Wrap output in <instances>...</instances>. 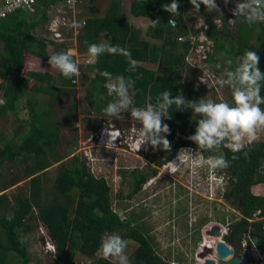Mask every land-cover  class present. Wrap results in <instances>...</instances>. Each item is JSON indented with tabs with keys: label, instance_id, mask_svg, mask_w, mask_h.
<instances>
[{
	"label": "trees",
	"instance_id": "trees-1",
	"mask_svg": "<svg viewBox=\"0 0 264 264\" xmlns=\"http://www.w3.org/2000/svg\"><path fill=\"white\" fill-rule=\"evenodd\" d=\"M48 1L52 0H38L39 14L37 13L36 16L18 11L0 24V38L10 51L4 56L0 55V91H2L4 99V104L0 105V114L2 115L8 110L15 111L17 105L26 99L25 79L9 77L12 70L23 68L25 52L46 60L49 58L46 52L49 44H54L55 54L66 52L67 48L64 43L40 38L35 34L38 25L48 20L44 8L49 3ZM168 3H171V0H133L130 8L133 15L147 16L151 19L147 34L152 38L162 40L163 45L161 47L151 44L146 39L140 40L138 37L140 31L132 27L127 21L122 20L119 15V0H113L103 17L87 18L86 27L80 34V46L84 52L88 53V46L93 43L101 44L99 41L100 34L109 32L111 36L109 45L128 50L131 53V58L138 62L134 71H128V59L123 55L104 52L97 56L93 65L96 68V76L88 89L92 98L90 100L92 106L102 109L96 96L107 92L105 88L106 79L100 75L104 71L111 73L114 78L122 76L125 80L133 82L132 102L136 107H143L148 102L156 104V97L166 90H171L172 97L176 96L178 92H182L186 100H194L193 94L187 88H182L180 69L185 64L186 54L181 52L183 56L176 55L175 49L179 45L173 39L175 33L189 35L187 21L182 12L191 4L188 0H179V13L170 14L162 9V5ZM42 7L45 10L40 11ZM175 15L179 26L177 32L173 33L168 18ZM152 20H158L159 23L153 27ZM242 21L243 18L238 17V29L235 36L232 35L227 25L220 30L212 27L208 33L211 39L215 41L216 53L210 57L206 66L214 72L223 75L226 69L234 68L238 65L236 60H240L246 50L257 51L260 56L259 67L264 72V26L261 23L248 24ZM217 54L219 57L216 56ZM229 60L232 61L231 65L227 63ZM142 62H150L153 65L159 64L160 68L156 71L143 65ZM217 65L220 67L217 68ZM31 77L36 81L49 80L50 74L32 72ZM61 77L63 82H69V78H65L62 74ZM200 91L205 93L209 92V89H200ZM44 92H48V87L44 89ZM261 95H264V85H262ZM150 98L152 99L150 100ZM27 101L32 107L33 100L27 98ZM228 102H231V98ZM105 104H108V101ZM261 107L264 108V105ZM189 109L181 112L173 106L169 109L171 119L164 120L163 117L161 118L162 123L168 124L170 128L167 139L170 144L174 143L173 154L168 160L177 154L181 148H197L195 143L187 139L189 135L195 134L197 127L196 120L189 114ZM31 112L30 120H24L15 128L18 135L23 130H27L23 144L21 146L7 144L0 149V174L5 162H15L22 157L21 155L35 154L38 171L39 167H41L40 170L44 171L54 161L58 162L64 159L63 155L56 154L60 137L55 130L57 126L48 124L51 112L33 107ZM45 116L48 117L45 119ZM1 140L3 139L0 138ZM201 151L205 159L216 154L217 156H224L229 161V166L225 170L231 177V188L223 197L233 205L239 203V209L242 212V216L231 224L233 233L228 237V242L234 243L244 228L252 226L249 219L254 216L256 210L264 209V196L253 191L255 186L264 181V170L261 169L264 149L257 147L248 149L247 152L241 149V151L233 153L231 150L219 146L212 150ZM233 156L236 158L233 159ZM208 170L215 174L219 169L208 168ZM37 178L39 176L34 179ZM144 178V176L135 177L128 192L129 198L142 188ZM55 190L57 193L63 194L67 198V202L71 201V193L78 190L80 195L75 207L71 208L69 204L59 201L51 204L42 203L41 196L39 199L37 194L35 198L33 193L32 201L19 204L11 218L0 216L1 234L5 239H8L11 245L8 246L0 240V264H17L7 260L6 251L9 248L16 251L24 264L27 263V250L22 241V235L29 230V227L24 224V219L33 207L38 209L39 219L49 230L59 259L64 255L66 245L69 242L84 256L93 257L100 245L101 237L105 233L119 232L123 239L133 237L138 243L137 249L132 254V264H164L154 252V241L149 237L145 239L142 235L143 233L147 234L148 230L145 231L141 225H138L139 230L131 228L129 222L123 219L118 210L113 207V190L108 179L87 176L80 167L66 166L56 178ZM47 195L50 196V193L47 192ZM4 199L5 197L0 198V205ZM70 212L73 215H70ZM139 216L136 215L135 217ZM222 223L226 224V222ZM258 225L257 232L261 234L260 240L262 241L260 247L264 250V226L263 224ZM97 263L112 264L108 259L100 258Z\"/></svg>",
	"mask_w": 264,
	"mask_h": 264
},
{
	"label": "rangeland",
	"instance_id": "rangeland-1",
	"mask_svg": "<svg viewBox=\"0 0 264 264\" xmlns=\"http://www.w3.org/2000/svg\"><path fill=\"white\" fill-rule=\"evenodd\" d=\"M119 1L121 16L129 20L131 1ZM83 2L79 4V8L82 11L79 12V18L81 19L88 18L91 15L103 16L105 10L111 5L112 0H98L95 5ZM192 10L194 9L191 8L190 12ZM193 13L198 15L199 19H203L209 14L205 11L203 5H201L199 13ZM261 24L264 26V23ZM237 29L238 22L231 28L233 36H235ZM41 30L42 27L38 26L35 33H40ZM99 37L103 44L107 45L110 42L111 36L109 33H102ZM46 38L51 40L49 37ZM76 49L78 57L82 55L80 53H86L80 46V35ZM179 50V46L176 47V55L181 54ZM9 52L0 38V55L4 56ZM46 52L49 57L55 54L54 44H49ZM71 53V58L76 63L78 61L76 59L77 56L73 55L74 51H71ZM29 55L32 54L28 53L25 56ZM32 56L37 64L39 62L42 64L39 68H47L51 73H60L50 67L48 60L44 58L40 60L37 58L38 56ZM88 56V69L84 65H80L79 75L72 77L69 83L61 80V74L55 76L53 73H50L49 80L36 81L31 77L32 72H34L31 69H38L33 68L30 64L23 65L21 70L14 69L10 72L9 77L25 79L27 92L26 99L17 105L15 111L8 110L4 115L0 114V138L3 139L0 141V149L7 144L18 146L23 144L27 130H23L18 135L15 132V128L24 120H30L33 107L51 112L48 124L57 126L55 130H57V134L60 137V144L57 147L56 154L63 155L64 159L58 162L54 161L44 171L40 170L41 167H39L41 172L37 170V159L35 154L33 155L32 153L29 156L21 155L22 157L15 162L4 163L0 178V198L5 197V199L0 205V216L11 218L19 204L32 201L33 193L35 198L37 194L39 199L41 196L42 203L48 202L51 204L59 201L74 208L80 192L74 190L71 193V201L67 202V198L63 194L57 193L55 188L59 172L66 166H77L87 176H105L109 180L113 190V207L118 210L120 216L124 219L130 215V209L125 208V204L129 203L126 200V196L130 191L129 185H131L136 176H144L146 183L137 192L136 201L133 202V204H141L135 206L133 211L139 215L142 214V217L145 218L144 224L149 229V238L155 243V254L165 264H199L197 257L201 253V247L205 240L212 243L216 241L211 237H207L211 227L218 225L226 228V225L230 226L232 222L241 217L238 210L240 204L233 205L230 202L228 204L223 197L231 177L225 168H221L218 170L219 173H213V176L208 178L207 173L210 172L206 171L205 168H201L202 165L196 167L195 176H193V169L190 170L189 167H185L175 174H169L164 165L166 160L173 154L174 143H171V151L159 150V148L153 151L151 145L149 152L138 154L131 149V151L122 150V147L116 150L106 148L96 138L93 139L97 129L106 126V122L112 118L106 116L102 110L107 105L105 102L114 100V97L109 96L107 92L102 95L98 94L96 96L98 98L97 102L102 106V109L92 106L90 102L92 98L88 89L91 78L94 77L95 69L92 63L96 57H92L89 54ZM216 56L219 57L218 54ZM236 62L239 63L240 60H236ZM159 68L160 65L153 66L156 71ZM40 72L43 73L42 71ZM180 73L182 88H187L193 94L194 100L205 97L217 102H228L231 98L232 90L230 87L219 91V93L201 92L200 87H197L191 80V75L185 64L181 66ZM220 75L223 78V75ZM73 79L77 81L73 82ZM46 87H48L47 93L44 92ZM27 98L33 100L32 107L29 106ZM189 114L196 121L200 118L194 115L191 108L189 109ZM47 117L45 116V119ZM114 122L122 129H125L127 134H129L128 131H131L134 125H136V128L140 127L138 122L131 118L130 110L123 112L119 119H114ZM257 137L261 140L257 147L264 149V129L258 130ZM248 144L245 143L242 149L247 151ZM213 156L220 157L222 155L217 156L214 154ZM262 157L263 164L261 169L264 170V151ZM31 170H34V172H31ZM38 172L39 174H37ZM33 174L39 176V178L33 180L35 177L31 176ZM253 191L264 196V181L262 184L255 186ZM47 192L50 193V196L47 195ZM159 192L160 195L155 197ZM144 198L146 204L142 202ZM71 214L73 215L70 212ZM251 219L254 220H252L254 223L260 221L264 225V209L259 208L256 210ZM222 222H226V224ZM24 224L29 227L28 232L22 235V241L27 250L26 264H98L97 260L100 257L97 252H95L93 257H86L70 242L66 245L64 255L59 259L56 255V249L54 252L52 251L54 246L53 239L49 230L41 223L36 207H33L30 213L25 216ZM0 240L4 244L11 246L8 239L2 236L1 230ZM124 240L127 243L126 255L128 256L129 264H132V254L137 248V244L129 239L124 238ZM48 242L50 243L49 246H47ZM252 246H250L251 251L255 248L260 249L258 246ZM230 247L233 250L235 249L233 244ZM46 248H50V250L47 251ZM245 257L249 264H259V262L264 264V257L262 256H254L253 253H248ZM6 258L10 262L24 264L13 248H9L6 251ZM108 260L111 263L118 264L116 258H109Z\"/></svg>",
	"mask_w": 264,
	"mask_h": 264
},
{
	"label": "clouds",
	"instance_id": "clouds-1",
	"mask_svg": "<svg viewBox=\"0 0 264 264\" xmlns=\"http://www.w3.org/2000/svg\"><path fill=\"white\" fill-rule=\"evenodd\" d=\"M188 2L192 5V9H194L197 13H199L201 5H203L207 13H216L221 18L224 16L223 11L215 0H188ZM230 2H232V0H223L225 6H227ZM179 7V0H171V3L162 5V9L170 14L179 13ZM229 11L235 18L242 17V22H247L248 24L264 23V0H236L235 7L229 9ZM216 17L214 20H216ZM231 20L234 19H230L229 21ZM168 22L173 25L175 24V21L172 19ZM219 22L222 23V20ZM157 23H159L158 20H152L153 27H155ZM59 25V20H53L49 26V31L55 33ZM73 26L76 27L77 25ZM172 32L175 33L177 31L172 29ZM177 35L179 34L175 33L173 39H175ZM177 43L180 44L179 42ZM180 46L181 52H183V47L181 44ZM104 52L125 56L129 63L128 71H134L137 67L138 62L131 58V53L119 46L93 43L88 46V53H86L92 57H97ZM26 54L28 53H24V66L27 64L32 65L33 68L35 67L38 69H31V71L34 72L38 71L36 73H40V71L48 74L51 73L47 68H39L42 64L40 62L37 64L32 55L25 56ZM71 57L72 53L70 51L67 52L66 49V52H59L51 55L47 61L51 68L60 72H52L55 76L62 74L65 78H69V82L72 77L79 75V66ZM37 58L41 60V57ZM94 63L95 60L92 64L94 65ZM227 63L231 65L232 61L229 60ZM259 63L260 56L257 54V51L246 50L243 53L238 65L234 68L226 69L223 73V78H217L216 83L219 86L223 87L227 85L231 88L230 103L217 102L205 97H201L197 100H186L182 92H178L176 96L172 97L171 90H166L156 97V104L148 102L143 107H136L132 102V96L134 95L132 92L133 82L125 80L122 76L114 78L112 74L107 71L101 72L100 75L106 79L105 88L107 89V94L114 97V100L108 102L102 111L106 116L112 118L106 122V126H102L103 128L100 127L97 129V132L95 133L96 135L93 139L96 138V140L106 148L116 150L117 148L122 147V150H132L138 154L141 152H149L151 150V145L153 151H156L157 148H159V150L171 151V144L167 139V135L170 134V128L168 124L162 123L161 118L163 117L164 120L171 119L169 109L173 106L181 112L191 108L194 115L199 116L200 118L196 121L197 127L195 134L189 135L187 139L195 143L197 148L179 149L177 154H175L170 160H166L164 167L169 174H175L185 167H189L190 170L193 169V176H195L196 167L202 165L201 168H205L206 171L210 172L207 173V177L211 178L213 173L211 170H208V168H227L229 166V161H227L223 156H209L205 159L201 150H212L219 146H223L224 148L231 150L233 153H236L241 151L245 143H249L247 147L249 146L248 149L251 150L256 148L261 141L259 137H257V132L258 130L264 129V108L261 107V105H264V95H261L262 85H264V72L260 70ZM88 67L89 64L86 68L88 69ZM216 67L219 68L220 65H217ZM95 76L96 69L94 77L91 78V82ZM60 78L62 80V77ZM201 82L205 84V81L202 79ZM1 99L4 101L2 91H0V100ZM151 99L152 98H150V100ZM129 110L131 118L138 122L140 127L136 128V125H134L133 128H131V131H128L129 134H127L125 129H122L114 122V119H119L123 112H127ZM235 158L236 157L233 156V159ZM31 176L35 175L33 174ZM36 177L37 176L34 178ZM96 177L106 178L105 176L98 175H96ZM149 185L151 184L149 183ZM159 195L160 192L157 193L155 197H158ZM41 223L45 226L42 221ZM216 226L218 225L211 227V230ZM218 227L221 228V233L223 235L221 243H225L227 247L233 251V255L235 250L239 249V256L244 260V264H249L245 256L248 255V253H251V250L245 253L243 251L241 241L238 242L239 244L229 243L226 240L230 236L227 225L225 226L226 228H222L221 226ZM231 244L234 245V250L230 247ZM49 245L50 243L48 242L47 246ZM217 245L218 243L214 244V251L216 252ZM251 245L252 244H250V246ZM126 248L127 243L120 235L116 233H105L101 237L97 254L100 258L105 260L109 258H116L118 264H129V259L126 255ZM202 248L203 247H201L202 252L199 253L197 257V262L199 264H205L206 261L209 260L208 258H205L204 260L200 259V255L206 254V251L209 250ZM46 249L47 251L50 250V248ZM55 249L56 247L54 243L52 251L54 252ZM229 258L227 261H231L233 256H230ZM214 262L216 264H220L216 261Z\"/></svg>",
	"mask_w": 264,
	"mask_h": 264
},
{
	"label": "built area",
	"instance_id": "built-area-1",
	"mask_svg": "<svg viewBox=\"0 0 264 264\" xmlns=\"http://www.w3.org/2000/svg\"><path fill=\"white\" fill-rule=\"evenodd\" d=\"M85 2V4H93L95 0H52L48 1L49 3L45 5L46 13L48 20L46 23L41 24L42 30L40 33H35L40 38L49 37L51 40L64 43L67 45V51H74L76 59L78 60L76 64L80 67V65H84L87 67L89 64V56L87 53H80L78 57L77 44L78 37L84 31L87 19L79 18V12H82L79 8V4ZM219 5L221 10L224 13L223 18H221L216 13H209L205 18L199 19L198 15L193 12H190L189 8L185 9L182 13L187 21V27L189 30V35H177L175 39L179 42L183 47V52L185 55V67L189 71L191 75V80L197 87L200 89H209L210 92L219 93V91H223L228 89L229 86L225 85L223 87L219 86L216 83L217 78H222V76L210 68L206 66V63L210 59L211 56L215 54L216 44L213 39L209 36V32L212 27H216L218 30L224 28L227 25L230 30L232 27L236 25L238 22V17H234L229 9L235 7L236 0H232L227 6L224 5L223 0H215ZM83 2V3H84ZM39 3L38 0H0V24L3 20L8 18L9 16L15 14L18 11L29 14L30 16H36L39 12ZM217 15V17H216ZM216 17V20H214ZM172 19L175 21V24L169 23L172 29L177 30L179 26L178 19L175 16H171L168 18V21ZM230 19H234L229 21ZM53 20H59L60 25L55 33L49 31V26ZM222 20V23L219 21ZM73 25H77L74 27ZM194 25H196L194 27ZM71 30V32H69ZM47 39V38H46ZM184 46H189L190 49L185 51ZM82 72V71H81ZM201 79L205 81V84L201 82ZM76 79H73V82H76ZM226 88V89H225ZM4 101L0 100V105H3ZM248 241H242L243 251L246 253L249 251ZM251 244H254L253 242ZM254 256H262L264 257V252L259 248L253 249L251 251ZM261 262H259L260 264Z\"/></svg>",
	"mask_w": 264,
	"mask_h": 264
},
{
	"label": "flooded vegetation",
	"instance_id": "flooded-vegetation-1",
	"mask_svg": "<svg viewBox=\"0 0 264 264\" xmlns=\"http://www.w3.org/2000/svg\"><path fill=\"white\" fill-rule=\"evenodd\" d=\"M179 45V48H180V50H181V46H180V44H178ZM179 50V51H180ZM180 56H183L182 54H180ZM144 183H146V181H145V179H144V181L142 182V187H143V185H144ZM129 186H131V185H129ZM231 185H230V183L228 184V187H227V191L226 192H228V190H230V187ZM141 189V188H140ZM140 189H139V191H140ZM138 191V192H139ZM225 192V193H226ZM136 194L137 193H135L131 198H129L128 197V195L126 196V200H128L129 201V203L128 204H125V207H126V209H130V215L128 216V217H126V218H124V219H126V221H128L129 222V224H130V227L131 228H134V229H138L139 230V227H138V225H141L142 226V228L145 230V231H147L148 230V233L147 234H142L143 236H144V238L146 239V238H148L149 237V229L146 227V225L144 224V221H145V218L144 217H142V214L139 216V217H135L136 215H139V214H137L136 212H134L133 210L135 209V206H137V205H140L141 203H134L133 204V202H135L136 201ZM150 197H152V196H150ZM150 197H148V198H150ZM153 198V197H152ZM145 200V198L143 199V203L144 204H146V202L144 201ZM224 200L226 201V198H224ZM227 202V201H226ZM228 203V202H227ZM229 204V203H228ZM239 210V212H240V214H241V216H242V212H241V210L240 209H238ZM253 219H249V221L250 222H252V223H254L253 221H252ZM258 224H262V222H257V223H254V224H252V226H250V227H248V228H244L243 229V231L241 232V233H239V237L235 240V244H237L239 241H248L250 244L253 242L254 244H252V245H254V246H258V247H260V245H261V240H260V236H261V234L260 233H258L257 232V227L259 226ZM256 225V226H255ZM264 226V225H263ZM232 227V225L230 224V226L229 225H227V228H228V232H229V235L231 236V234L233 233V229L231 228ZM116 234H118L119 235V232H116ZM125 239H129V240H131L132 242H135L136 244H137V247H138V243L136 242V239L135 238H133V237H125ZM227 241H228V238L226 239ZM205 243H206V245H208V241H205ZM250 244L248 245V247L250 246ZM251 245V247H253ZM207 248H209V247H207ZM137 249V248H136ZM135 249V250H136ZM261 249V251H264L262 248H260ZM134 250V251H135ZM133 252V251H132ZM163 261V260H162ZM113 262V261H112ZM163 263H164V261H163ZM112 264H115L114 262L112 263Z\"/></svg>",
	"mask_w": 264,
	"mask_h": 264
},
{
	"label": "crops",
	"instance_id": "crops-1",
	"mask_svg": "<svg viewBox=\"0 0 264 264\" xmlns=\"http://www.w3.org/2000/svg\"><path fill=\"white\" fill-rule=\"evenodd\" d=\"M130 1L132 3L133 0H130ZM97 3H98V0H95L93 2V4H91V5H95ZM112 3H113V0H112L111 4ZM131 3H130V8H131ZM109 7L105 10L104 15L107 12V10L109 9ZM42 9H44V8L42 7L40 9V11ZM120 9H121V5H120ZM120 9H119V11H120ZM130 12H131V10H130ZM38 14H39V12H38ZM119 15L122 18V20L127 21L132 27H134L135 29L140 31V33L138 34V37L140 38V40H143V39L145 40L146 39V40L150 41L151 44H153V45H155L157 47H161L163 45V41L162 40L155 39V38H152V37L148 36L147 31H148L149 25L151 23V19L149 17H147V16H135L132 13H130V18H128L129 20H126V19H124L123 16H121L122 15L121 13ZM103 16L91 15L90 17H98V18H100V17H103ZM40 25H38V26H40ZM104 33H109V32H104ZM99 41L102 43L100 37H99ZM110 41H111V37H110ZM109 44H110V42L107 45H109ZM142 64L147 66V67H150V69H153V66H154L153 63L150 64V62H142ZM94 69H96V68L94 67ZM62 81H63V79H62Z\"/></svg>",
	"mask_w": 264,
	"mask_h": 264
},
{
	"label": "water",
	"instance_id": "water-1",
	"mask_svg": "<svg viewBox=\"0 0 264 264\" xmlns=\"http://www.w3.org/2000/svg\"><path fill=\"white\" fill-rule=\"evenodd\" d=\"M189 46H184V50L187 51L189 50ZM208 237L211 238H218L221 239L223 237L221 233V228L216 226L212 228L211 232L207 233ZM239 244V243H238ZM212 250L209 249L206 251V254H201L200 259L205 258L206 255L212 254ZM217 252H218V257L221 260L220 264H244V260L239 256L240 250L236 249L233 255V251L227 247L225 243H219L217 245ZM230 256H233L231 261H227ZM205 264H216L214 261H209L207 260Z\"/></svg>",
	"mask_w": 264,
	"mask_h": 264
},
{
	"label": "bare ground",
	"instance_id": "bare-ground-1",
	"mask_svg": "<svg viewBox=\"0 0 264 264\" xmlns=\"http://www.w3.org/2000/svg\"><path fill=\"white\" fill-rule=\"evenodd\" d=\"M208 237V236H207ZM210 238V237H209ZM214 239V238H213ZM214 240H216V241H214L215 243H212V242H209L208 243V245H206V243L204 242V245L202 246L205 250H207V249H211L213 252H212V254H210V255H206L205 256V258H208L209 260H211V261H216L217 263H220L221 262V260L219 259V257H218V252H216V251H214L215 249H214V244H219V243H221L222 241H221V239H218V238H215ZM206 241V240H205ZM207 247H209V248H207ZM202 248V249H203ZM201 252H202V250H201ZM211 257V258H210ZM205 258H203L202 260H204ZM213 259V260H212ZM230 259V258H229ZM218 260V261H217Z\"/></svg>",
	"mask_w": 264,
	"mask_h": 264
}]
</instances>
